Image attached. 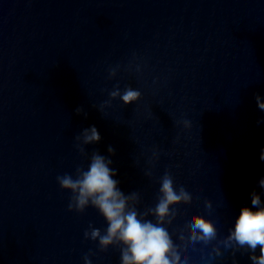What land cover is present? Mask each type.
<instances>
[{"label":"water","instance_id":"water-1","mask_svg":"<svg viewBox=\"0 0 264 264\" xmlns=\"http://www.w3.org/2000/svg\"><path fill=\"white\" fill-rule=\"evenodd\" d=\"M127 87L141 93L132 103L109 95ZM257 93L264 0H0V264H84L85 254L119 264L118 249L83 235L90 222L103 231V217L69 210L56 180L109 146L114 178L138 192L140 210L165 169L191 186L167 219L204 264L199 249L207 256L216 242L184 241L188 213L210 216L222 239L251 191L264 199ZM90 125L101 138L83 144ZM235 258L251 264L244 249ZM213 264H232L231 250Z\"/></svg>","mask_w":264,"mask_h":264},{"label":"clouds","instance_id":"clouds-1","mask_svg":"<svg viewBox=\"0 0 264 264\" xmlns=\"http://www.w3.org/2000/svg\"><path fill=\"white\" fill-rule=\"evenodd\" d=\"M109 95L119 96L124 104H128L136 101L141 93L127 87L123 91L116 88ZM255 101L258 109L264 111V96L255 94ZM76 111L80 113L81 109L78 107ZM262 122L264 118H258L257 124ZM100 138L95 125L82 129L76 137L83 144L98 142ZM107 152L109 156L94 151L87 167L78 169L76 175L65 173L56 177L60 188L71 192L69 210L83 212L91 206L105 221L103 231L90 222L89 229L84 230V237L96 241L100 250L118 249L119 264H192L167 219L178 197L191 194V186L183 179H175L171 169H165L160 176L154 203L146 210H140L137 207L138 192L126 194L114 178L116 169L110 167L114 149L109 146ZM259 159L264 161V146L260 148ZM257 183L260 189H264V176L259 177ZM204 207L210 209V201L206 200ZM177 231L193 248L197 244L207 246L216 242L207 256H204L203 249H199L201 256L206 257L204 264H213L227 250H231L232 264H237L235 253L240 249L248 252L251 264H264V199L255 190L250 193V204L240 206L222 239L215 221L201 212H189L187 228L180 226ZM83 262L92 264L88 254L84 255Z\"/></svg>","mask_w":264,"mask_h":264}]
</instances>
